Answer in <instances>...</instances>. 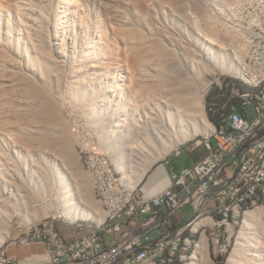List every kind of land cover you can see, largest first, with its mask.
Wrapping results in <instances>:
<instances>
[{
    "label": "rangeland",
    "instance_id": "374dc122",
    "mask_svg": "<svg viewBox=\"0 0 264 264\" xmlns=\"http://www.w3.org/2000/svg\"><path fill=\"white\" fill-rule=\"evenodd\" d=\"M46 1L44 0L36 6L37 9L33 14L37 20L32 22L21 19L22 16L18 13L15 5L17 0H0V42H2L0 56L5 52V57L10 56L16 61L11 64L5 60L2 62L4 65H0V118L3 120L5 128L18 136V139L16 137L17 141L12 139V143L11 140L1 139L0 146L3 148L6 160L10 161L12 166L17 169L16 183L28 187L31 185L30 187L35 188L45 185L47 188L46 192L36 193L35 200L38 201H34L35 204L32 205L36 211L30 206L33 211L29 209L30 207L28 210L31 212L28 210L26 212L24 208L18 213H14L10 221L11 225L8 227V235H4L5 237L3 236L0 242V250L17 257L43 251L42 245L39 244L18 247L14 242L44 218H55L58 227L63 232H67L65 227L67 223L72 226V229L82 228L83 230H90L92 225L99 223L95 218L67 219L59 213H55V207L51 209L50 213L43 214V206L46 207L45 204L51 201L50 197H54L55 185L60 177L69 179L71 176H75L83 178L84 183L88 179L90 182L93 181L92 187L94 188L89 193L97 203L104 201L105 195L98 189L96 182L97 175L91 171L92 160L88 159L91 154L101 152V161L110 162L113 171L123 179L127 189L134 190L138 186H143L153 171L161 164H164L170 173L171 170L177 171L183 166L193 165L197 159L207 153L202 144L196 146L194 150L191 148L192 145L199 140L203 141L211 133L197 135L195 139L182 143L178 147L179 153L177 149H174L163 158L149 157L150 162L146 161L148 158L143 159L141 162L148 164L147 167L146 164L141 165L142 168H148H143L146 169V171L143 170L144 172L140 166L131 168L136 164L137 157L134 156L136 152L131 151L129 147H123L122 144L119 146L118 142L121 137H115V124L111 123L115 115L113 117L112 111L105 113L101 112L98 107L94 108L95 104L91 102L92 97L88 96L93 93L99 95L101 88L109 87L107 86L108 78L104 74L106 69L120 73L119 67L126 68L129 67L128 64H131L132 67L134 61H138L142 57L147 61L146 63H149L152 68H157L159 72L179 70V73L175 75L178 76L177 79L185 78V82L189 83L192 76L196 75L198 80L209 83V87L212 86L206 94L205 114L213 124L214 118L209 112L207 102L209 95L218 87V82L222 78L236 74L220 69L218 62H223L225 59L243 66L249 72H255L257 67L252 63L253 56L264 57V0ZM25 22H28L26 23L28 25L35 23L34 27H38L31 28L33 25H29L30 32V29L36 30V32H31L32 36L33 33L34 37L43 34L42 38L46 36L44 39L47 38L48 42L50 39L60 43L59 47L64 45L67 50L78 52L74 54L76 57H87L89 56L87 54H90L93 57L92 60L100 62L101 66L97 69L89 67L88 70L82 68L80 74L76 70L79 68L73 66L71 58L68 57L66 67L58 68L57 81L43 84L33 79L32 83H28L29 75H32L30 78H34V76L37 78L28 64L29 59L34 55L31 42L36 40L32 36L29 38L30 32L28 35V30H24L28 26L25 25ZM48 42L46 40L51 54L59 58L56 52L57 48ZM100 46L101 48H98ZM92 47H96V54H93ZM101 52L106 53L102 55ZM207 58H211L212 61ZM192 69L194 72L191 71ZM94 70L98 72L95 74ZM76 73L79 76H76ZM175 75L171 74L170 77L166 74L161 75L159 82L174 80ZM187 75L188 77L190 75L189 79ZM216 78L220 80L217 83ZM80 85L86 87L83 89L88 97L77 92L76 88ZM148 85L150 86V84ZM50 107L54 110H49ZM247 110L250 114L254 112L252 106H247ZM105 125L106 130L104 129ZM13 143L16 146H13ZM130 158L133 159L130 160ZM151 159L154 161L153 163ZM118 160L120 163L125 162V167L130 164L129 168L134 170L137 176L139 175L138 178L136 176L135 185L129 187L124 180V171L117 167ZM139 171L141 172L139 173ZM76 172L77 174H75ZM140 174H143L142 177ZM99 207L103 209L101 211L106 212L102 203L99 204ZM252 208L255 206L248 209ZM245 211H241L231 219L229 229L225 226H215V233L219 240L217 245L211 244L208 248L210 264H230L231 258L235 260V264L237 262L238 264H257L258 257L264 259V255L260 254L264 253V239H262L264 238V234H262L264 218L259 221L258 219L251 220L250 223H247L248 221L245 222ZM28 212L31 215H28ZM252 222L255 224L254 226H252ZM241 232H243L242 236L248 237L246 239H249L250 242L252 240L253 243L260 241L261 247L259 242V244H255L259 246L256 248L252 243L251 251H248L246 256L244 248L240 251L238 249L233 255L237 244L246 240H242ZM249 236L253 238L250 239ZM254 248L260 249L255 250ZM251 252L254 254H250ZM256 255L257 257H255ZM254 258L256 262H254Z\"/></svg>",
    "mask_w": 264,
    "mask_h": 264
},
{
    "label": "bare ground",
    "instance_id": "6f19581e",
    "mask_svg": "<svg viewBox=\"0 0 264 264\" xmlns=\"http://www.w3.org/2000/svg\"><path fill=\"white\" fill-rule=\"evenodd\" d=\"M41 2H44V0H17V3L15 5L16 8L18 9V13L22 16L21 19H25L26 21L36 22L37 19L33 13L35 12V9H37L36 6ZM40 14L42 16V13ZM26 23L28 22H25V25H28ZM39 23L41 24V22ZM29 25L30 26L33 25L31 26L32 28L34 27L35 23L34 24L30 23ZM29 25L26 26L24 30H28V28H30ZM30 30L31 32L32 31L36 32V30L33 29ZM29 32L30 31L28 30V35ZM31 32L29 38L34 37V33L32 36ZM42 36L44 35L42 34ZM42 36L39 35L38 37H34L36 40L35 42L30 41L31 46L33 47L34 50V55L29 59L28 64L31 70L37 75V78L39 79L35 78L34 75H33L34 78H30L32 75L31 76L29 75L27 79L28 83H32V80L35 79V81L36 80L40 81V83L42 82L43 84L44 83L48 84L49 82L50 84V82H53L58 78L56 74L58 72V68L66 67L67 65L66 62L68 57L71 58L72 65L77 66L79 68V69L76 68V70H78L79 72L82 71V68L84 70L89 67L90 69L91 68L97 69L101 66L100 62H97L94 59L92 60L93 57L90 54H87L89 55L87 57H76V55L74 54L78 52H75L74 50L72 51L67 50L64 45L59 47L58 44L60 43L58 42L56 43L55 41H52L50 39L48 42V39L46 38L47 42L51 46H55L57 48L56 52L59 58L55 55L53 56L49 50L48 45H46V40L44 39L46 36L44 38H42ZM7 40H9L8 37ZM1 43L2 42H0V44ZM12 46L13 45L11 44V47ZM92 48L94 49L93 54L94 53L96 54L97 53V51L95 50L96 47L95 48L92 47ZM98 48H101V46ZM3 53L4 54L0 56V65L2 64V62H5V60L7 61V63L8 62H10L11 64L14 62L16 63L14 58H11L10 56L5 57V52ZM101 53L103 55L106 52H101ZM207 59H211V58H207ZM146 62L147 61H145V59L140 57L138 61L136 60L134 61L132 67L131 64L130 65L128 64L129 67L126 68L122 66L119 67L120 73H117L112 69H106L107 71H105L106 73L104 72V74L105 77L108 78L107 86L109 87L104 89L101 88V92L99 91L100 92L99 95H97L98 93H93L88 95L92 97L91 102L95 104V106L92 105L94 106V108L98 107L101 109V110L99 109L101 112H105V113L112 111L113 117L115 115V118L112 119L111 123L114 122L115 124V128H114L116 131L115 137L117 138L121 137V139L118 142L119 146L123 145V147L126 148L129 147L131 151L136 152L134 153V156L137 157L135 160L136 164L132 165L131 168L132 167L135 168L136 166L141 167V165L146 164L147 162H141L145 158H148L146 159V161H149V157L163 158L166 155H168L172 150L174 149L178 150V147L182 143L195 139L197 135L200 134L208 135L211 133V135L207 136L204 140H212L213 137L217 136L218 131L220 130V120H214L213 123L214 125H213L212 123H210L209 119L206 117L205 114L206 94L212 87V86L209 87V83H205L204 81L202 82L198 80L195 74H194L195 76L191 75L192 80H189L188 83L184 81L185 78L177 79L178 76L176 75L177 73H179L178 72L179 70L170 69L172 72L166 71L169 73L166 72L163 73V72H159L157 68L156 69L152 68L150 64ZM218 64H219L218 67H220V69H225L234 72L236 74L228 75L227 77L222 78L221 81L216 78L215 79L216 83L218 81H220L218 83H222L227 79V82L229 84H237L238 92L241 95H247V101H254L255 97H261V90H264V69H257L255 70V72H249L247 69H244L243 66L235 64L231 61H227L225 59L223 60V62H218ZM124 65L126 66V64ZM196 69L198 71V68ZM76 70L74 71L76 72ZM159 70L162 71L160 68ZM191 71L194 72L193 69ZM94 72L96 74V72L98 71L94 70ZM125 72L126 74H124ZM164 74L169 75V77L171 74L172 75L176 74V75L175 77H173L174 80L171 79L170 81L167 82L164 80V82L166 83H164L163 81L159 82L160 76ZM76 76L79 75H77L76 73ZM189 78L190 75L188 79ZM77 79L79 78L77 77ZM148 84H150V86ZM83 88L86 89V87L85 86L83 87V85L77 86L76 88L77 92L78 93L80 92L81 94H84L85 97H88ZM219 95H226V88H219ZM207 102H208L209 112L214 118V110L211 109V100ZM237 105H238V98H230V103H227V112H234L235 107H237ZM51 107L50 109L49 108L48 109L49 110L53 109ZM245 115L248 117V119H255V110L253 114H250L247 110V106H245ZM105 127L104 129L106 130L107 127L106 128ZM16 137L18 139V136H16L14 132L12 133L5 128L3 120L0 118V140L1 139L11 140L12 143V139L14 141H17ZM13 146H16V144L13 143ZM133 158H130V160ZM122 162L120 163L118 160L117 167L124 171L125 176L123 178L129 185V187H131L135 185L134 183L135 181H137L136 172H134V170L129 168L130 164H128L129 165L128 167H125L124 164L125 162L124 163ZM153 162L154 161H152V163ZM105 165L108 169V173L114 176L115 191L121 193L122 196H129L133 194V197H141L142 190L145 188L148 194H153L161 190L169 182L168 170L164 164H161L158 168H156V170L153 171V173L149 176L147 182L143 186H138L134 190L127 189V187L123 183V179L118 177L116 173L113 171V167L111 163L105 161ZM147 166L148 164H146V167ZM143 168H142V172H144L143 170L146 171V169H148V168L146 169ZM16 171L17 169L12 166L11 162L6 160L4 156L3 148L0 146V185L1 187L4 186L3 187L4 189L3 188L0 189V242L2 241L4 235L6 234L8 235V227L11 225L10 221L14 213H18V211L24 208L25 211L27 212L30 206L33 208L32 205L35 204L36 201H38L35 200V197L37 196L36 193L46 192L47 189L45 185L41 186V188L40 187L35 188V187H30L31 185L28 187L27 185L23 186L22 184L16 183L15 180ZM28 171L27 173L29 174ZM140 172L141 171H139V173ZM31 174H33V172H31ZM75 174H77V172ZM138 177L139 175L137 176V178ZM96 178H97L96 182L98 183V189L100 190V179L98 176H96ZM92 183L94 184V182L93 181L90 182L89 179L86 180V182L84 183L83 178L82 179L79 177L76 178L75 176H71L69 179L60 177L57 184L55 185L56 189H55L54 197L53 198L50 197L51 201L50 202L48 201V203L45 204L46 207L43 206V214L50 213L52 211L51 209L55 207L56 209L55 213H59L60 215L64 216L67 219L95 218L99 223L92 225L90 230H95V233L106 232L109 229V227L112 226V219H110V216L107 214V206L105 199L103 202L101 201V203L105 207L106 212L101 211L103 209H100L99 207V204H101L100 201L99 203H97L93 199L94 197H92L91 194L89 193L94 188L92 187ZM263 205H264L263 182H255V179H246L244 182H241L239 185H237L235 189V196L229 198L227 203H217L215 205H212L211 215L219 216V217L210 218L209 214H202L201 216H192L191 222L187 224L185 228H180L178 233V240L174 245V252H175L174 259L168 260L167 264H188V261H190V264H210L208 248L210 247L211 244L214 245L219 240L217 238V234L215 233V226L216 225L221 227L225 226L227 229H229L230 221L235 215H238L240 214L241 211H245L253 206H255V208L248 209L247 211H245L244 213L245 222L248 221L247 223H250L249 221L255 219H258L259 221V219L261 220V218H264ZM31 207L29 208L31 209V211H33V209L35 210V208L32 209ZM28 211L31 212L30 210ZM29 212L28 215L30 214ZM27 218L25 219L27 220ZM31 218L33 217L31 216ZM31 218L29 217L28 219ZM101 219L103 220L101 221ZM38 225L39 224H36L31 230H35V228H37ZM254 225L255 224H253L252 226ZM66 226L72 227L68 223L66 224ZM165 234H166V227H158V235H165ZM242 234L243 232H241V237L243 238L242 240L248 238L242 236ZM262 234H264V232ZM249 238L251 239L253 237L249 236ZM246 240L243 241L242 243L237 244V247L233 255H235L238 249L240 251V249L244 248L245 256L248 253V251H251L250 245L254 241L252 240L253 242L252 241L250 242L249 239ZM256 242L257 241L253 243L255 248L259 246L261 247L260 241H258L260 243L259 246L255 245V244H259L258 242L257 243ZM259 249H255V250H259ZM109 251H110V241H102L101 246H98V253H105ZM242 253L239 254L241 255ZM250 254H254V253L251 252ZM260 254L264 255V253H260ZM255 257H257V255ZM258 258L259 259L257 261V264H264V259L261 257ZM243 260L246 261V259ZM255 260L256 259L254 258V262H256ZM230 264H235V260L231 258Z\"/></svg>",
    "mask_w": 264,
    "mask_h": 264
},
{
    "label": "built area",
    "instance_id": "2783aa9c",
    "mask_svg": "<svg viewBox=\"0 0 264 264\" xmlns=\"http://www.w3.org/2000/svg\"><path fill=\"white\" fill-rule=\"evenodd\" d=\"M252 63L264 69V57L253 56ZM219 88H226V95H219ZM230 98H238L237 106L244 109L252 106L255 119H248L236 107L227 112ZM209 100L214 120H220L217 136L192 145V150L204 145L207 153L191 166L168 172L165 187L153 194L145 188L141 197L122 196L115 191L114 176L101 161V152H95L88 159L100 179L112 226L103 233L67 226L63 232L55 218H44L35 230L14 242L18 247L39 244L43 251L17 257L0 250V264H167L173 260L179 230L192 216L219 217L211 215L212 205L227 203L241 182L255 179L264 184V90L261 97L247 101L237 84L226 79L218 83ZM158 227H166V234L158 235ZM102 241H110L109 252L98 253Z\"/></svg>",
    "mask_w": 264,
    "mask_h": 264
},
{
    "label": "water",
    "instance_id": "95a60500",
    "mask_svg": "<svg viewBox=\"0 0 264 264\" xmlns=\"http://www.w3.org/2000/svg\"><path fill=\"white\" fill-rule=\"evenodd\" d=\"M236 110H237L239 113H244V112H245L244 107H242V106H240V105L236 107Z\"/></svg>",
    "mask_w": 264,
    "mask_h": 264
}]
</instances>
